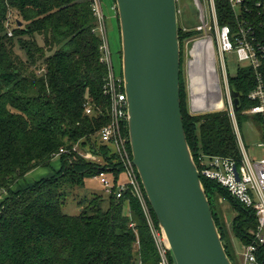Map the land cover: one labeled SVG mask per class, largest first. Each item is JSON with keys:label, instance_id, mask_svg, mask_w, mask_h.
<instances>
[{"label": "trees", "instance_id": "1", "mask_svg": "<svg viewBox=\"0 0 264 264\" xmlns=\"http://www.w3.org/2000/svg\"><path fill=\"white\" fill-rule=\"evenodd\" d=\"M92 5V0H0V189L5 190L0 202V264L160 263L140 200L130 189L121 198L116 195L124 166L98 139V132L110 123L111 104L103 89L109 73ZM238 9L229 0H215L218 24L229 26L234 36L241 26H250L264 46V0H244ZM11 14L18 17L9 30ZM190 25L194 30L180 27L181 52L183 40L202 32ZM260 69L264 84V56ZM237 70L229 76V85L241 94V107L235 109L240 125L244 118L257 120L243 112L255 105L247 96L258 84L251 66ZM180 86L184 130L198 169L203 155L240 162L228 111L195 113L182 75ZM86 103L93 107L91 114L86 113ZM124 134L129 139L128 124ZM75 145L79 152L72 150ZM60 149L69 151L56 157ZM84 152L102 157L103 163L86 159ZM54 159L60 168L50 177L20 185L37 168L52 167ZM101 172L114 175L113 193L77 200L85 177ZM201 180L225 250L232 264H238L229 228L214 200L225 197L237 211L233 232L246 243L257 225L256 215L214 181ZM69 198L78 202L79 214L62 211Z\"/></svg>", "mask_w": 264, "mask_h": 264}, {"label": "water", "instance_id": "2", "mask_svg": "<svg viewBox=\"0 0 264 264\" xmlns=\"http://www.w3.org/2000/svg\"><path fill=\"white\" fill-rule=\"evenodd\" d=\"M115 4L132 164L172 264H232L184 130L177 0ZM231 91L239 109L241 94Z\"/></svg>", "mask_w": 264, "mask_h": 264}, {"label": "built area", "instance_id": "3", "mask_svg": "<svg viewBox=\"0 0 264 264\" xmlns=\"http://www.w3.org/2000/svg\"><path fill=\"white\" fill-rule=\"evenodd\" d=\"M92 11L97 17L95 31L101 29L100 36L102 45L100 51L102 61L105 62L108 68V77L103 87L104 94L110 99V123L98 132V139L102 144L114 143L120 162L124 166L126 181H120L117 185L116 195L118 198L123 196L128 189L140 200L141 206L144 209L145 215L150 224L153 238L156 242L158 253L160 254L159 264H172L168 255L167 244L162 236L161 230H157L153 223L150 209L145 199L144 189L141 180L138 177L136 168L132 164V151L129 148V139L124 134V127L128 124V103L125 92L123 77L115 73L113 58L110 52L108 43V35L106 28V16L103 13L101 0H92ZM233 9L239 12L238 8L244 0H229ZM196 5L201 10V23L198 31H203L208 46L205 48V55L209 57L210 63L208 72L214 67L216 73L220 77V82L215 81V78H209L212 85L216 89L213 95L209 92L200 90V98L206 105L207 109L226 110L231 117L233 129L236 132L238 146L241 152L240 162L235 159H229L222 156H207L199 158L201 170L200 177H205L214 181L226 191L229 192L233 199L239 201L243 206L252 209L256 215L257 225L252 228L247 235V243L239 238L243 251L239 255L242 258L238 264H264V84L261 74V58L264 56V46L259 43L255 36V31L252 27L245 25L241 26L237 35H233L229 26H221L218 24L217 10H215V0H195ZM207 7L210 9V18L207 16ZM116 11V4L113 6ZM209 19L211 25L209 26ZM214 33L215 40L208 32ZM12 36V33L9 34ZM191 41H188V45ZM208 48V49H207ZM209 51V55H208ZM235 51L238 55L239 62H247L255 71L257 79V87L251 91L247 98L255 103L243 112L244 115L257 118L255 121L262 130V138L260 149L262 155L252 158L243 144L239 130L237 115L235 114V105L232 98V91L229 85V74L226 70V53ZM216 64H218L216 66ZM207 71V68L206 70ZM212 71V70H211ZM207 80V79H206ZM205 80V81H206ZM224 88V90H223ZM208 95H207V94ZM93 107L86 103V113L91 114ZM72 150L79 152L77 145L72 147ZM68 149H60L56 157L66 154ZM89 152H84L82 155L87 159H93V156L88 155ZM88 156H87V155ZM95 180H100L105 188L107 195H111L115 190V183L108 179V174L101 172L93 177ZM5 194V190L0 189V195ZM237 255V254H236Z\"/></svg>", "mask_w": 264, "mask_h": 264}, {"label": "rangeland", "instance_id": "4", "mask_svg": "<svg viewBox=\"0 0 264 264\" xmlns=\"http://www.w3.org/2000/svg\"><path fill=\"white\" fill-rule=\"evenodd\" d=\"M102 2V8L103 13H105L106 16V28H107V35H108V43L110 45V52L111 56L113 58L114 63V70L115 73L118 75H121L122 70V58H121V51H122V43H121V28H119V18L118 14L115 10H113V6L115 5L114 0H101ZM207 16L210 18V9L207 7ZM177 11H178V25L184 29V32L194 30L192 28L194 25H190V23H194L197 25V31L200 27L201 19V10L197 7L195 0H177ZM10 21L8 24V27L11 28L15 27L16 20L18 15L11 14ZM209 26L211 25V21L209 19ZM98 36H102L101 29H97ZM210 36L213 37L215 40L214 33L208 32ZM206 34L202 31L199 36H196L192 39H185L183 40L182 44V64H181V71H182V78L184 80V84L186 86L187 90V101L189 104V107L192 111L198 114H202L205 112H214V111H205L207 109L206 105L203 103L202 99L199 100L200 96V90L203 92H209L210 95L214 94V91L216 89L212 85V81H209V78L213 77L215 78V81L219 82L220 77L216 73V70L214 67L211 68L210 72H208V67L210 61V55L208 51V55H205V48L206 45L208 46L207 42L202 40L199 42L200 39H205ZM188 41H191L188 45ZM216 41V40H215ZM39 44H42V38L38 37ZM208 49V48H207ZM226 70H228V74L235 75L237 73V69L240 67H246L247 62H239L238 55L235 51H231L230 53H226ZM218 64H216L217 66ZM207 68V71H205ZM207 79V80H206ZM206 80V81H205ZM224 90V88H223ZM207 94V93H206ZM208 95V94H207ZM240 134L242 137L243 144L245 145L248 154L252 157H260L262 155V150L260 149V143L262 138V130L260 126L252 119L246 118L241 120V123L239 125ZM110 150V153L116 154L117 149L114 145V143H105ZM91 154L90 157L93 156L92 160L91 158L89 160L91 161H100V163H103V159L100 156H96L95 154L89 152ZM88 153V155H90ZM87 155V154H86ZM87 155V156H88ZM87 159V158H86ZM59 161L58 159H54L52 162V167L50 168H37V170L33 171L32 174L29 176L27 175L24 179H22L20 185H27L34 183L40 178L43 177H50L54 171L59 169ZM108 179L114 182V175L111 173H108ZM121 181H126V174L124 172L120 175ZM86 183L85 188L79 192V195L77 196V200L82 198L84 199L86 197L96 196V195H107V192L105 188L103 187L100 180H95L93 177L87 176L85 177ZM4 195H0V202L4 199ZM80 201V200H79ZM215 208L218 212L221 211L222 215H224L225 222L229 228V233L232 241V248L235 252L236 263H241L242 258L239 256L243 251L242 245L240 243V240L237 236L234 234L233 230V219L237 215V211L233 210V207L230 205V202L227 198L220 196V198L217 197L216 200H214ZM62 211H64L66 214L70 215H77L80 213L79 204L76 200H73L72 198H69L68 203L65 207L62 208Z\"/></svg>", "mask_w": 264, "mask_h": 264}, {"label": "crops", "instance_id": "5", "mask_svg": "<svg viewBox=\"0 0 264 264\" xmlns=\"http://www.w3.org/2000/svg\"><path fill=\"white\" fill-rule=\"evenodd\" d=\"M32 173H33V172H31L30 174H32ZM30 174H29V175H30ZM29 175H28V176H29Z\"/></svg>", "mask_w": 264, "mask_h": 264}]
</instances>
